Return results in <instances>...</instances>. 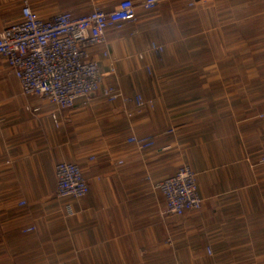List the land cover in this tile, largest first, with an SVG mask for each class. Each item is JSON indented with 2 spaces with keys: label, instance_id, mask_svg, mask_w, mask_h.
Returning a JSON list of instances; mask_svg holds the SVG:
<instances>
[{
  "label": "crops",
  "instance_id": "crops-1",
  "mask_svg": "<svg viewBox=\"0 0 264 264\" xmlns=\"http://www.w3.org/2000/svg\"><path fill=\"white\" fill-rule=\"evenodd\" d=\"M116 1L0 0V30L19 19L22 2L44 19L79 17ZM140 17L147 26L107 28L104 45L90 51L103 86L126 101L104 104L96 92L57 112L24 100L0 59V233L33 240L24 249L41 257L27 256L25 264H264V3L233 0L211 14L210 0H161ZM134 94L151 100L153 111L135 112ZM26 104L40 107L38 119ZM169 127L174 133L166 136ZM131 133L153 137L155 147L124 145ZM59 161L78 163L89 186L70 203L85 209L70 220L53 199ZM181 163L195 173L201 208L164 215L152 185ZM27 226L33 231L23 233Z\"/></svg>",
  "mask_w": 264,
  "mask_h": 264
},
{
  "label": "built area",
  "instance_id": "built-area-1",
  "mask_svg": "<svg viewBox=\"0 0 264 264\" xmlns=\"http://www.w3.org/2000/svg\"><path fill=\"white\" fill-rule=\"evenodd\" d=\"M161 0H142L135 5L131 0H118L107 10L92 9L89 13L73 17L63 12L48 18H39L28 6L22 2L19 9V19L0 30V59L5 63L19 86L20 95L24 100L34 97L42 103L52 106L57 112H64L72 108L77 100L85 99L90 94L99 93L104 104L115 100L126 101L115 87L103 86V74L96 61L90 56V51L96 46L104 45V30L113 28L119 30L125 24L147 26V20L140 17V13L154 10ZM149 51L153 52L160 61H164L163 50L160 46L150 43ZM105 56L108 55L104 51ZM136 60L142 55L137 54ZM133 59L127 58L131 70L135 69ZM149 73V67H144ZM108 71H112L111 65ZM134 111L142 107L153 111L151 100L143 101L138 94L131 98ZM32 118L40 117V107L24 106ZM133 111V112H134ZM133 113H127L126 118ZM49 119L54 126L59 119L50 113ZM174 133L172 127L163 131L168 136ZM123 144L138 151H145L155 147L154 138L143 134H129ZM55 145V143H53ZM93 155L87 156L92 161ZM258 164H264V156H260ZM53 199L62 212L65 220H70L84 208L74 211L70 203L80 200L88 194V182L83 176L76 162L59 161L53 167ZM161 196L164 215H180L189 211H198L201 200L196 191V176L187 163H181L165 177L152 185ZM17 207H25L23 200L16 203ZM45 206L41 205V209ZM33 231V226H27L23 233ZM163 244L167 240L162 241ZM207 255L211 254L208 247Z\"/></svg>",
  "mask_w": 264,
  "mask_h": 264
},
{
  "label": "rangeland",
  "instance_id": "rangeland-1",
  "mask_svg": "<svg viewBox=\"0 0 264 264\" xmlns=\"http://www.w3.org/2000/svg\"><path fill=\"white\" fill-rule=\"evenodd\" d=\"M230 1L233 0H210L211 3V14L215 11H221L222 9H225V5L229 4ZM243 2H255L257 4L264 3V0H243ZM231 4V3H230ZM218 8V9H217ZM217 14V13H215ZM219 14V13H218ZM247 32V31H244ZM243 32V33H244ZM15 83L18 85L16 80L13 78ZM7 82L13 86L12 80L8 77ZM20 91V90H19ZM57 205V203H56ZM58 206V205H57ZM17 212L21 213L25 207H17ZM0 227L1 229L5 228L4 219H0ZM14 234L5 233V231H1L0 233V243H2L3 248L0 250V264H25L26 263V257L30 256L33 258L38 257L39 259L40 252H36L33 250L24 249L25 245L32 244L33 240H31L28 235L27 236H20L17 237V239H12ZM21 244L22 246L19 248L10 247V244ZM23 248V249H22ZM38 254V255H37Z\"/></svg>",
  "mask_w": 264,
  "mask_h": 264
}]
</instances>
